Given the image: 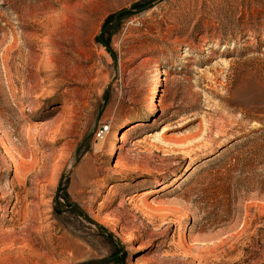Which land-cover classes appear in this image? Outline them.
<instances>
[{"label":"rangeland","instance_id":"rangeland-1","mask_svg":"<svg viewBox=\"0 0 264 264\" xmlns=\"http://www.w3.org/2000/svg\"><path fill=\"white\" fill-rule=\"evenodd\" d=\"M0 264H264V0H0Z\"/></svg>","mask_w":264,"mask_h":264},{"label":"built area","instance_id":"built-area-1","mask_svg":"<svg viewBox=\"0 0 264 264\" xmlns=\"http://www.w3.org/2000/svg\"><path fill=\"white\" fill-rule=\"evenodd\" d=\"M109 128H108V126H101L100 128H99V130L97 131V133H96V137L97 138H103L104 136V133H106V131L108 130Z\"/></svg>","mask_w":264,"mask_h":264},{"label":"bare ground","instance_id":"bare-ground-1","mask_svg":"<svg viewBox=\"0 0 264 264\" xmlns=\"http://www.w3.org/2000/svg\"><path fill=\"white\" fill-rule=\"evenodd\" d=\"M150 107H151V109H150L151 111L150 112L153 113L154 110H155V107H156V103H155L154 97L151 98ZM104 135H105V133H104ZM98 139H102V138H98Z\"/></svg>","mask_w":264,"mask_h":264}]
</instances>
